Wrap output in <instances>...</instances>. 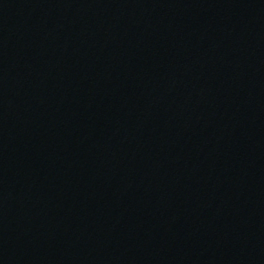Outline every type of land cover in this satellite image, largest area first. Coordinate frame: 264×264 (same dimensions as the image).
I'll use <instances>...</instances> for the list:
<instances>
[{
    "label": "water",
    "instance_id": "obj_1",
    "mask_svg": "<svg viewBox=\"0 0 264 264\" xmlns=\"http://www.w3.org/2000/svg\"><path fill=\"white\" fill-rule=\"evenodd\" d=\"M0 264H264V0H0Z\"/></svg>",
    "mask_w": 264,
    "mask_h": 264
}]
</instances>
